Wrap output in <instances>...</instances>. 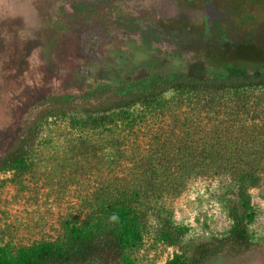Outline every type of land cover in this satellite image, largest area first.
Returning <instances> with one entry per match:
<instances>
[{
	"label": "rangeland",
	"instance_id": "1",
	"mask_svg": "<svg viewBox=\"0 0 264 264\" xmlns=\"http://www.w3.org/2000/svg\"><path fill=\"white\" fill-rule=\"evenodd\" d=\"M241 70L264 72V0H0V160L32 133L49 97L86 108L110 104L150 76ZM263 110L259 90L168 91L152 108L114 112L103 127L43 120L27 139L26 169L0 172V245L54 240L101 199L135 190L145 227L128 251L136 264H166L200 243L216 249L231 227V190L227 170L205 155L224 150L217 154L229 158L231 137L253 134ZM228 127L230 140L222 137ZM258 155L248 243L226 241L203 264H264V150ZM165 219L186 228L179 247L158 240Z\"/></svg>",
	"mask_w": 264,
	"mask_h": 264
},
{
	"label": "trees",
	"instance_id": "2",
	"mask_svg": "<svg viewBox=\"0 0 264 264\" xmlns=\"http://www.w3.org/2000/svg\"><path fill=\"white\" fill-rule=\"evenodd\" d=\"M248 90H259L264 94V72L227 71L206 77H192L184 73L150 76L145 82L128 83L119 91L121 96L114 102H100L93 107L88 104L86 108L71 109L66 106L65 97H49L45 101L50 107L32 126V133L19 139L0 160V172H21L26 169L32 141L27 139L32 138V134L35 136L43 120L50 117H69L73 126L82 124L98 128L112 123L111 119L116 116L114 112L125 114L138 104L152 108L159 97L168 91L213 96ZM237 113L234 112V115L237 116ZM260 121L262 125L253 127V134H241L238 139L231 137V142L235 140L232 142L235 148L228 157L233 163L222 154H217L224 150L210 154L211 156L205 155L210 166L218 165L221 170H227L229 175L227 181L231 198L225 203L226 215L231 221L228 238L214 241L219 246L217 250L210 246V242L188 246L186 250L189 254H174L166 264H203L212 253L225 247L226 241L235 245L248 243V225L253 221L254 215L250 190L257 188L262 182L257 168L260 158L258 153L264 150V146L256 147L264 144V119ZM229 129L231 128L228 127V133H224L222 137L230 140L227 137L231 136ZM222 137L218 135L217 139ZM246 158L249 159L246 161ZM139 199L140 194L135 190L119 191L116 195L101 199L96 208L81 221L65 223L62 234L54 240L18 249L0 245V264H136L128 256V251L136 248L143 240L145 227ZM185 234L186 228L165 219L161 221L158 240L169 247H179Z\"/></svg>",
	"mask_w": 264,
	"mask_h": 264
}]
</instances>
